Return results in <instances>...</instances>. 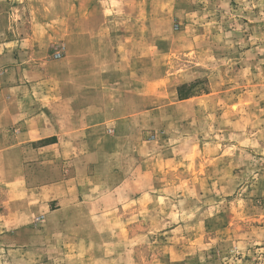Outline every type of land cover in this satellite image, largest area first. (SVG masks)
Returning <instances> with one entry per match:
<instances>
[{
    "label": "rangeland",
    "instance_id": "obj_1",
    "mask_svg": "<svg viewBox=\"0 0 264 264\" xmlns=\"http://www.w3.org/2000/svg\"><path fill=\"white\" fill-rule=\"evenodd\" d=\"M0 264H264V0H0Z\"/></svg>",
    "mask_w": 264,
    "mask_h": 264
}]
</instances>
